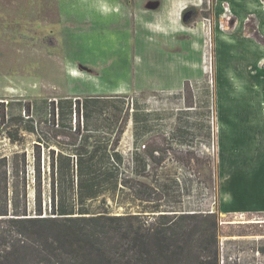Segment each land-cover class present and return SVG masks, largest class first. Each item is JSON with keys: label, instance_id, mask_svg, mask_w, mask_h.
<instances>
[{"label": "rangeland", "instance_id": "obj_1", "mask_svg": "<svg viewBox=\"0 0 264 264\" xmlns=\"http://www.w3.org/2000/svg\"><path fill=\"white\" fill-rule=\"evenodd\" d=\"M212 1L203 0V12L189 21L192 27H147L137 24L132 13L128 18H119V14L110 12L108 18L98 19L93 25L60 28L37 26L40 12L48 7L47 3L50 5V0H0V156L12 160L8 179L11 185L28 192L30 214H33L35 195H40L43 213H49L53 189L50 167L53 156L49 146L53 141L46 122L58 119L52 104L56 106L61 99L82 102L92 92L112 94L126 84L136 90L132 98L137 99L139 107L161 118H172L176 109L181 111L196 105L195 113H203L207 120L221 121L224 134H221L220 153L216 148L215 152L214 148L209 149L210 157L216 153L217 162L221 163L219 178L214 183L212 175L202 178V196L214 206L218 195L226 206L180 208L176 214L214 216L218 225L220 264H264V256L258 251L264 248V39L256 36L260 33L255 14L244 20L246 26L252 27H228V15L222 25L212 27L205 17L208 13L205 9H210ZM260 1L264 5V0ZM120 2L132 4V0ZM108 3L114 4V1L108 0ZM200 21L205 23L204 27H194ZM84 38L99 43V49L87 50L90 51L88 61L83 54H77L82 52L80 45L86 43ZM245 42L259 44L262 55L251 53ZM177 57L183 61V65L176 63L181 67L176 70L178 74L172 72L175 67L170 64ZM191 58L198 61L202 70L196 79L192 78L196 73L192 72L193 65L188 69L184 64V59ZM215 59L221 67L217 74ZM70 62L80 72H69ZM128 69L134 75L123 79ZM174 75L181 78H173ZM173 88L179 92H167ZM99 98L107 118H126L131 113V107H126L127 102L130 104L127 100L102 95ZM11 104L15 108L18 104L29 107V113L23 115L27 121L37 125L45 123L39 128L43 133L41 140L16 132L10 116H5L11 112ZM119 108L122 113L118 116ZM80 110L79 107V113L72 118H81ZM8 131L15 139L10 140ZM232 137L235 142L227 143ZM15 153L18 157L14 159ZM21 153L27 158L25 182ZM35 159L40 160L38 169ZM209 159L202 158L198 167L189 166L181 171L210 168L212 173L215 168ZM5 170L6 166L1 165L0 180ZM15 171L19 175L16 178L12 177ZM140 194L147 201H158L167 195L149 186L140 188ZM119 198L125 204L121 209L115 197L110 199L106 195L98 196L87 205L92 213L141 215L148 223L155 222L158 211L168 212L165 208H155L156 204L147 206L149 211L133 207L132 193H124ZM139 210L156 214H138Z\"/></svg>", "mask_w": 264, "mask_h": 264}, {"label": "crops", "instance_id": "obj_2", "mask_svg": "<svg viewBox=\"0 0 264 264\" xmlns=\"http://www.w3.org/2000/svg\"><path fill=\"white\" fill-rule=\"evenodd\" d=\"M113 1L114 4H109L108 0H50V5L47 3L48 7L40 12L37 26L61 28L93 25L98 19L108 18L112 12V14H119V18H128L132 13L137 24L143 23L147 27H192L193 24L189 23L192 18L183 21L184 10L190 7L195 8L194 17L203 12V0H132V4L128 5L122 4L120 2L122 0ZM205 11L208 12L205 17L208 18L212 27L222 25L225 15L229 16L228 27H252L251 25L246 26L247 23L244 20L255 14L257 16L256 27H259L260 33L256 36L264 39V5L260 0H213L210 9H205ZM204 25L205 23L200 21L194 27H204ZM84 40L86 43L80 45L82 52L77 54L80 56L83 54L86 59L90 57V51L88 53L87 50L99 49V43H91L92 38H84ZM245 43L251 53L262 55L259 51L261 47L259 44ZM73 54H76V51L73 50ZM184 60L188 69L193 65L192 72L196 73L192 78L196 79L199 72H202L198 67V61L194 58ZM176 63L183 65L179 57L172 59L170 64L175 67L172 72L181 70ZM218 64L219 62L215 59V74L221 70ZM70 67L69 72L78 71L71 62ZM177 71L176 74H178ZM133 75L134 72L128 69L123 79H131ZM175 75L173 78L176 77ZM180 78L176 77V79ZM176 89L173 88L167 92H179ZM101 95L129 101L130 104L127 102L126 107L127 105L131 107V113L126 118H107L103 106L93 102L96 108L92 111L87 106L85 118L81 116L77 119L72 116L68 119L46 122L53 141L49 148L53 152L54 191L101 193L102 197L104 195L110 199L115 197L120 209L125 204L119 197L124 196V193H132L133 207H141L149 211L150 207L147 206L156 204L155 208H165L171 214L177 213L180 208L199 209L203 206H226L216 194L213 196L214 199L216 196L214 206H211V200L206 201V204L202 196L204 186L202 178L212 175L211 180L214 183L220 174L221 163L217 162L218 156L216 153L212 154V157L209 155L211 147L214 148V152L216 148L220 153L221 134H224L220 120H207L203 113H195L196 105L181 109V111L176 109L174 114L176 118L174 115L168 119L161 118L157 114H152L151 110L139 107L137 99L132 98L136 95V90H131L126 84L115 93L92 92L90 97L99 98ZM14 106L10 105L11 115L21 114L22 104L16 105V108ZM119 109L116 110L118 116L122 113ZM25 124L26 121L21 120L14 124V127L18 128L22 135L27 133L29 136L42 139L43 133L39 131V128L45 124L44 122H40L39 125L32 122L31 130H25ZM232 138H229L227 143H232L233 140L235 142V137ZM65 158L70 161L66 168L61 165V161ZM202 158L212 159V167L215 168L212 173L210 168L207 171L206 168L201 169L202 171H190L189 169V171H181L189 166L198 167V161ZM58 160L61 166H58ZM192 174L195 177L192 178ZM147 186L157 193L167 194L166 197L163 196L158 201L141 199L140 188ZM235 193L233 198H236ZM89 201L91 200L88 199L87 203ZM148 211H140L138 214H156Z\"/></svg>", "mask_w": 264, "mask_h": 264}, {"label": "trees", "instance_id": "obj_3", "mask_svg": "<svg viewBox=\"0 0 264 264\" xmlns=\"http://www.w3.org/2000/svg\"><path fill=\"white\" fill-rule=\"evenodd\" d=\"M100 100L98 97H86L82 102L61 99L56 106L52 104V111L57 110L58 119H68L77 115L80 107L85 118L87 106L93 111L96 108L93 102L99 105ZM22 107L21 114L5 116H10L14 124L26 121L25 130H31L32 122L23 117V112L29 113V107L25 104ZM8 136L10 140L15 139L9 131ZM50 153L53 156V152ZM21 154L25 182L27 158ZM13 155L14 159L18 157L17 153ZM11 161L7 156H0V167L6 166L0 180V186L3 182L0 188V264H220L216 241L218 225L211 214L163 211L154 223H148L141 215L92 213L87 200H96L101 193L53 189L49 213H43L40 195H35L33 214H30L28 192L11 185L8 179ZM35 162L38 169L40 160L35 159ZM69 163L68 158L61 161L65 168ZM50 167L53 174L54 161ZM18 176L16 171L12 175ZM51 186L53 188V180ZM258 251L264 256V248Z\"/></svg>", "mask_w": 264, "mask_h": 264}, {"label": "flooded vegetation", "instance_id": "obj_4", "mask_svg": "<svg viewBox=\"0 0 264 264\" xmlns=\"http://www.w3.org/2000/svg\"><path fill=\"white\" fill-rule=\"evenodd\" d=\"M186 12H190V13H191V15H190V19L193 18V17L195 16V8L190 7V8L187 9ZM186 12H185V13H186Z\"/></svg>", "mask_w": 264, "mask_h": 264}, {"label": "water", "instance_id": "obj_5", "mask_svg": "<svg viewBox=\"0 0 264 264\" xmlns=\"http://www.w3.org/2000/svg\"><path fill=\"white\" fill-rule=\"evenodd\" d=\"M190 15H191L190 12H186V13H184V14H183V21H187V20H189V19H190Z\"/></svg>", "mask_w": 264, "mask_h": 264}, {"label": "built area", "instance_id": "obj_6", "mask_svg": "<svg viewBox=\"0 0 264 264\" xmlns=\"http://www.w3.org/2000/svg\"><path fill=\"white\" fill-rule=\"evenodd\" d=\"M25 113L23 112V115H24ZM57 120V119H56Z\"/></svg>", "mask_w": 264, "mask_h": 264}]
</instances>
